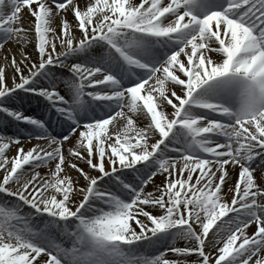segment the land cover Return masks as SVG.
Returning <instances> with one entry per match:
<instances>
[{
  "label": "snow or ice",
  "instance_id": "6c2138e0",
  "mask_svg": "<svg viewBox=\"0 0 264 264\" xmlns=\"http://www.w3.org/2000/svg\"><path fill=\"white\" fill-rule=\"evenodd\" d=\"M0 264H264V0H0Z\"/></svg>",
  "mask_w": 264,
  "mask_h": 264
},
{
  "label": "bare ground",
  "instance_id": "6f19581e",
  "mask_svg": "<svg viewBox=\"0 0 264 264\" xmlns=\"http://www.w3.org/2000/svg\"><path fill=\"white\" fill-rule=\"evenodd\" d=\"M26 19H27V17H26ZM26 103L29 107L27 108H25L26 110H28L29 112L30 111H32V113L34 114V115H37L38 114V112H39V108H38V105H37V103H35V100H32L30 103L28 102V100H27V98H25L24 99V101H23V103ZM11 134V133H10ZM160 180H161V177H157L156 178V183L157 184H159L160 183ZM149 190H151V188L149 189ZM251 231H254V228L253 229H250V232Z\"/></svg>",
  "mask_w": 264,
  "mask_h": 264
}]
</instances>
